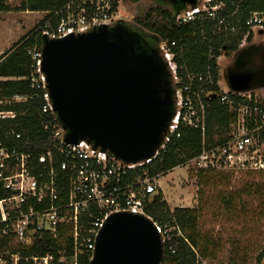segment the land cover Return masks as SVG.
<instances>
[{
    "label": "built area",
    "instance_id": "built-area-1",
    "mask_svg": "<svg viewBox=\"0 0 264 264\" xmlns=\"http://www.w3.org/2000/svg\"><path fill=\"white\" fill-rule=\"evenodd\" d=\"M122 2L70 0L60 10L44 13L40 34L48 39H61L103 25L113 26L119 20L118 5ZM229 4L232 1L197 0L194 8L174 17L178 25L197 24L202 40L216 41L217 46H211L208 51V59L215 63L216 71L208 66L205 72L182 78L176 59L181 57L183 48L175 41L159 42L158 51L174 92L173 118L155 156L138 164L114 160L86 142L77 145L63 142L64 133L40 70L42 45L28 49L32 70L29 81L35 92L0 97V126L17 117L15 111L5 110V106L39 99L44 128L53 130L58 145L55 154L48 149L36 159L0 139V264H79L82 256H88L90 261L97 234L110 215L130 212L151 220L146 210L161 187L160 176L151 177L148 166L173 137H179L182 128L199 130L203 137L200 154L184 164L190 169L225 174L264 171V98L256 90L231 91L220 80V66L231 63L238 51L251 45H264V10L244 13L237 5L231 11ZM232 39L237 44L236 52L227 48ZM214 100L227 107L234 118L223 141L207 146L203 136L206 114ZM1 132L5 142L10 138L20 139L13 129L0 127ZM162 200H165L163 196ZM154 225L163 249L169 246L174 231L176 236L180 235L176 226ZM42 236L51 239L54 253L21 255V250L32 247L36 238Z\"/></svg>",
    "mask_w": 264,
    "mask_h": 264
},
{
    "label": "water",
    "instance_id": "water-1",
    "mask_svg": "<svg viewBox=\"0 0 264 264\" xmlns=\"http://www.w3.org/2000/svg\"><path fill=\"white\" fill-rule=\"evenodd\" d=\"M194 8L197 0H179ZM176 12L175 15H178ZM41 73L63 142L90 144L125 164L151 159L173 118L174 92L163 61L135 47L123 25L61 39L42 37ZM234 92L264 86V45L238 51L223 75ZM154 223L141 214L110 215L89 264H160Z\"/></svg>",
    "mask_w": 264,
    "mask_h": 264
},
{
    "label": "trees",
    "instance_id": "trees-1",
    "mask_svg": "<svg viewBox=\"0 0 264 264\" xmlns=\"http://www.w3.org/2000/svg\"><path fill=\"white\" fill-rule=\"evenodd\" d=\"M70 0H18V6L12 8L5 4V0H0L1 12H38L52 13L63 8ZM231 11L239 5V11L247 13L252 10H264V0H228ZM187 7L180 6L174 10H164L152 8L144 11L136 18L139 27L146 30L155 38V49L158 51L160 41H175L178 47L183 48L180 58L176 59L178 74L185 78L188 74L205 72L208 66L213 71L217 67L215 63L208 59V51L211 46H217L216 41L208 42L202 40L197 24L178 25L175 22V13L182 12ZM42 19L21 41L0 55V97H12L14 95H28L35 91L31 88L29 77L31 74V59L28 49L37 45H42V35L39 27L43 23ZM117 23V22H116ZM234 39V38H233ZM228 43L230 51H237L236 41ZM215 43V45H214ZM142 50L150 53L151 46L140 45ZM153 47V46H152ZM217 55V53H216ZM159 61H163L159 55ZM216 80V77H215ZM5 110L15 111L17 117L13 120L5 121L0 127L2 130L13 129L20 134V139L10 138L5 142L4 132L0 133V139L9 147L17 148L20 151L32 155L34 158L40 157L43 152L51 149L55 154L58 139L52 134V129L44 128L41 102L39 99H32L28 104H14L4 107ZM234 114L229 113L227 107L220 105L216 100L206 114V129L203 134L205 144L213 146L223 141L228 124L233 120ZM53 124L56 126V122ZM203 137L199 130L182 128L179 137L173 139L166 145L164 150L159 152V156L148 166V173L151 177L162 176L174 168L184 165L188 160L196 157L202 150ZM213 171H198L197 179L199 185H205L210 181ZM207 181V182H206ZM226 203V202H225ZM230 205L231 200H229ZM146 216L150 217L154 223L169 224L176 226L180 235L176 236V231L172 234L169 246L164 249V254L160 264H200V259L205 258L213 248V242L209 237L202 235L196 230L198 214L195 209L176 208L170 211L162 194L152 198L151 204L147 207ZM170 247L171 249H169ZM174 251V252H173ZM51 239L48 236L36 238L32 247L21 250V255L31 257L34 255L43 256L54 253ZM88 256L79 258V264H89Z\"/></svg>",
    "mask_w": 264,
    "mask_h": 264
},
{
    "label": "rangeland",
    "instance_id": "rangeland-1",
    "mask_svg": "<svg viewBox=\"0 0 264 264\" xmlns=\"http://www.w3.org/2000/svg\"><path fill=\"white\" fill-rule=\"evenodd\" d=\"M148 3L123 0L118 5L119 19L137 25L138 6L142 5L144 12L150 9ZM5 4L15 8L18 0H5ZM43 18L42 12H1L0 55L32 32ZM225 67L220 66V80L224 84ZM255 90L264 98V86ZM209 179L205 185H199L197 172L187 165L158 179L159 192L169 210L195 209L196 230L213 242V248L200 259V264H264V171L214 173Z\"/></svg>",
    "mask_w": 264,
    "mask_h": 264
},
{
    "label": "flooded vegetation",
    "instance_id": "flooded-vegetation-1",
    "mask_svg": "<svg viewBox=\"0 0 264 264\" xmlns=\"http://www.w3.org/2000/svg\"><path fill=\"white\" fill-rule=\"evenodd\" d=\"M148 1H149L148 5H150V7H149L150 9L157 7V8H161V9H164V10H174L175 8H178L181 5L184 6V7L186 6V4L180 2L179 0H148ZM142 8H143V6L139 5L137 13H140V14L143 13V9ZM118 24L123 25L127 30H129L131 33L134 34L135 47L137 49L141 48V46H140L141 44H143V45L145 44V45H147L149 47L151 46V48L154 49L152 51H154V56L156 58V56L158 55L159 51H157L155 49V38H154L153 35L148 33L143 28L137 26L134 22H128L127 23L126 21L124 22L123 20L119 19L117 21V23H115L113 26L118 25ZM159 55H160V53H159ZM160 57H161V55H160ZM156 59L159 61L158 58H156ZM226 67L223 70V75L225 74ZM169 79H170V75H169Z\"/></svg>",
    "mask_w": 264,
    "mask_h": 264
}]
</instances>
